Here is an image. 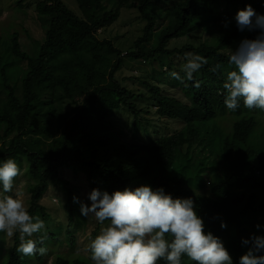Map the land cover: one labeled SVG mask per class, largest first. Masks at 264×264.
<instances>
[{
	"label": "trees",
	"instance_id": "1",
	"mask_svg": "<svg viewBox=\"0 0 264 264\" xmlns=\"http://www.w3.org/2000/svg\"><path fill=\"white\" fill-rule=\"evenodd\" d=\"M111 3L138 11L146 22L144 35L127 58L158 64L169 73L174 72L175 56L186 63V52L207 60L192 80L183 74V91L191 96L190 106L164 94L160 86L145 83L150 90L148 97L129 90L117 79L116 74L124 65L122 51L111 42L97 40L99 32L113 26L119 18L108 11ZM76 4L82 15L64 0H37V16L45 24L46 37L36 58L22 50L18 33L10 39L0 36V128L5 129L4 137L9 141L0 151V161L12 158L20 170L27 163V174L35 181L30 187V214L48 218L42 201L53 185L68 193L70 221L80 217L82 202L73 201L76 195L65 171L83 176L90 192L94 188L111 194L126 187H163L173 198L191 197L195 201L198 215L209 231L225 238L234 264H238L250 247L243 245L242 240L264 235V126L257 116L264 111L249 110L242 101L240 108L229 111L224 104L223 83L227 72L233 70L228 66L227 49L239 40L255 39L259 32L239 31L232 17L229 26L233 32L217 46L185 44L173 50L169 46L208 26L218 16L221 4L235 15L238 11L230 5L240 9L251 5L257 13L264 14V0H76ZM111 57L115 62L111 63ZM19 62L27 65L20 84ZM166 75H158L164 85ZM48 93L52 94L51 100L44 99ZM66 102H71L73 108L64 113ZM149 102L161 118L176 121L182 113L186 114V128L144 146L119 141L108 127L111 117L126 112L132 115L138 130L141 122H150L144 116L153 113L152 107L146 111L138 104ZM226 112L239 117L231 133L220 130L215 137L209 136L206 124L218 121ZM195 146L208 159H215L210 168L218 179L210 185V193L216 198L196 193L203 191L208 182L200 174L198 161L202 166H209V161L203 163L194 158ZM222 221L227 228H221ZM68 235L74 246V235ZM41 237L44 243L38 246L47 251L49 242L57 241L50 230L48 237L41 232L32 238ZM19 242L16 234L2 264L44 261L45 255L39 253H17ZM5 243L4 234L0 233V257L4 255ZM183 260L186 264L187 258ZM55 264H91V260L58 255ZM188 264L194 262L189 260Z\"/></svg>",
	"mask_w": 264,
	"mask_h": 264
},
{
	"label": "clouds",
	"instance_id": "2",
	"mask_svg": "<svg viewBox=\"0 0 264 264\" xmlns=\"http://www.w3.org/2000/svg\"><path fill=\"white\" fill-rule=\"evenodd\" d=\"M234 20L239 31L258 30L259 34L255 39H243L230 52L228 66L233 70L227 72L223 83L224 104L233 112L240 108L241 101L249 110L264 111V14L247 5ZM184 58L181 71L188 80L207 64L194 52H186ZM171 76L183 79L175 71ZM20 171L14 159L0 161V233L9 238L18 234L17 253L44 255L47 249L38 246L43 245V237H32L45 229V221L30 214L20 192L14 190ZM88 200L90 206L81 203V215L93 216L101 225L108 222L90 241L91 264H184L185 257L194 264H234L223 240L211 231L205 232L203 218L191 197L173 198L163 187L141 185L111 194L94 188ZM73 201L79 202V198L74 196ZM221 228H227V223L222 221ZM242 244L250 247L238 264H264V235L243 239Z\"/></svg>",
	"mask_w": 264,
	"mask_h": 264
},
{
	"label": "rangeland",
	"instance_id": "3",
	"mask_svg": "<svg viewBox=\"0 0 264 264\" xmlns=\"http://www.w3.org/2000/svg\"><path fill=\"white\" fill-rule=\"evenodd\" d=\"M20 1V2H19ZM64 2L78 15H82L76 4V0H64ZM173 4V1H171ZM170 4V5H171ZM169 5V6H170ZM233 11L241 10L238 7L229 6ZM108 11H112L119 15L118 20L110 28L104 29L97 35V40L100 42H111L115 48L119 49L123 53L124 65L122 69L116 74L117 79L129 90L136 94H144L150 97V90L145 83L160 86L164 94L168 93L184 104L191 105V96L188 92H184V78L181 71L184 60L178 56L173 58L175 72L179 73L183 78L182 80L175 79L171 76V73L166 68H161L158 64H151L144 61H136L127 58V54L135 51V42L144 35V28L146 22L141 17L140 13L130 7L120 8L118 5L111 3L108 5ZM218 16L211 21V23L189 35L185 38L174 40L169 48L171 50L182 47L185 44H194L199 46L200 44H208L209 46H217L224 39L225 35L233 32V29L229 26L224 27L225 22H230L235 17L223 4L218 7ZM237 13V12H236ZM233 14V15H232ZM14 33H18L20 37V44L22 50L29 54L32 58L38 57L40 49L45 41L46 27L45 24L37 16V0H1L0 1V36L5 39H10ZM241 40L234 42L228 49L230 53L235 49ZM105 54V53H103ZM111 63L115 62L114 58H110ZM19 67L17 83L20 84L21 78L27 71V65L25 63H17ZM159 74H167V84H163L159 81ZM44 99L51 100L52 94L48 93L44 95ZM71 102H66L65 111L70 112L72 110ZM139 108L143 110H151L152 115L144 116L148 122H141L138 130H135V120L132 115L126 112H117L109 120L108 127L119 138V141L126 144H133L137 146H144L153 143L157 139H161L165 136H171L183 131L189 119L186 114L182 113L181 118L172 121L166 118H161L156 115V108H153L151 102L139 103ZM262 126H264V114H257ZM239 119L237 115L224 113L218 121H211L207 123L205 129L210 134L209 136L215 137L221 131L225 133H231L235 122ZM208 128V129H207ZM221 130V131H220ZM4 128H0V151L3 149V145H8L9 141L4 137ZM210 141L209 138L206 139ZM193 156L196 159L202 160L203 163H208L209 166H202L200 163V174L207 178V187L203 191L197 190V194L208 195L209 198H216L211 192L210 185L216 182L218 177L215 172L210 168L213 165L214 158L212 160L207 158V154L199 147H194ZM65 178L70 182L74 189L75 195L79 197L82 203L89 204L88 194L90 189L86 179L83 176H77L71 171H65ZM35 184V181L27 174V163H24L21 168L20 174L15 178L14 190L19 191L21 198L25 202V206L29 209L31 194L30 187ZM194 189V186H189ZM42 205L46 208L48 218L44 219L42 214L40 218L45 221V229L42 231L45 237L50 234L57 236L56 242H49V251L46 252L43 262H39L33 259L30 264H55L58 255H66L69 257H86L90 259V252L88 246L90 241L94 239L102 227H106L108 222L103 225L98 223L93 216L84 217L80 213V217L70 221V208L68 193L60 188L50 186L48 193L44 196ZM205 224V223H204ZM209 229L205 224V232ZM68 232H71L75 237V245L72 246ZM5 237L4 255L0 257V264L5 260L7 251L13 246L15 242L14 235L12 238ZM225 247L227 241L224 240ZM189 263V260L187 259ZM186 262V264H188Z\"/></svg>",
	"mask_w": 264,
	"mask_h": 264
}]
</instances>
